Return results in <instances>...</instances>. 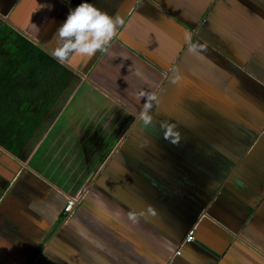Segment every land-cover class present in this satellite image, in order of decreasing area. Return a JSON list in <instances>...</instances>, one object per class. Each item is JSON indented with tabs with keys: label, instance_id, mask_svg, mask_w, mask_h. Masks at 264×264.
Returning <instances> with one entry per match:
<instances>
[{
	"label": "crops",
	"instance_id": "0c3cea01",
	"mask_svg": "<svg viewBox=\"0 0 264 264\" xmlns=\"http://www.w3.org/2000/svg\"><path fill=\"white\" fill-rule=\"evenodd\" d=\"M82 2L121 23L61 64L49 41ZM0 85V264H264V0H0ZM141 91L159 100L148 126ZM114 139L138 166L97 158Z\"/></svg>",
	"mask_w": 264,
	"mask_h": 264
},
{
	"label": "clouds",
	"instance_id": "9594fccd",
	"mask_svg": "<svg viewBox=\"0 0 264 264\" xmlns=\"http://www.w3.org/2000/svg\"><path fill=\"white\" fill-rule=\"evenodd\" d=\"M44 7L50 8L49 5H37L36 11ZM120 23L119 16H110L92 3L82 2L74 9H70L66 20L49 41L52 45V55L61 64L71 63L76 58H90L108 45ZM135 74L140 75L139 72ZM176 82L173 80V83ZM136 98L138 101L141 99L145 101L140 112L143 125H151L153 122L151 115L153 105L159 104L157 96L150 92L141 91ZM160 127L164 133L163 139L168 140L173 145L180 143L182 137L175 123L163 121ZM127 215L133 223L137 222V213L129 212ZM8 248L10 249L11 246Z\"/></svg>",
	"mask_w": 264,
	"mask_h": 264
},
{
	"label": "rangeland",
	"instance_id": "374dc122",
	"mask_svg": "<svg viewBox=\"0 0 264 264\" xmlns=\"http://www.w3.org/2000/svg\"><path fill=\"white\" fill-rule=\"evenodd\" d=\"M28 63H30V62H28ZM24 65V62H22L21 61V70L23 69V71L25 70V68H26V70L27 71H29V70H31L30 68H29V66H23ZM33 72L35 71V70H32ZM26 74H28V73H26ZM22 84H24V83H22ZM8 91L9 90V87H7V86H4V85H0V91ZM23 93V94H22ZM22 93H21V97L23 98V95H25L27 92H24V91H22ZM27 98H28V96H26ZM38 101H37V110H38V113H37V116L36 117H39V122L41 121V120H47L48 118H50V117H48L44 112H42V110L44 111L45 110V107H43L42 106V101H40L39 100V96H38V99H37ZM29 100L27 99H22V104L23 103H25L26 102V105H23L22 107H21V114H28L31 110H29V108H28V104H27V102H28ZM75 101V100H74ZM18 102H20V100L18 101ZM67 111V110H66ZM63 112H61V114L58 116V118H57V121L55 122V125H54V127H53V129H52V131H49V132H45V138L41 141V143H40V145H39V147H38V149L34 152V154L32 155V159H31V165L33 166V164L37 161H46L47 163H49L50 162V157L49 156H47L46 155V153H45V147L48 145V139H51V135L54 133V132H56L55 130L56 129H58L59 127H60V125H61V123H62V121L64 120V118H65V114H62ZM6 118H8V119H12L11 118V116H5ZM29 117V116H28ZM27 117V118H28ZM44 123V122H43ZM42 124V123H41ZM41 124H39V128H40V125ZM106 126L107 125H104L103 124V126H102V129H105L106 128ZM113 125H111V127H112ZM122 130V129H121ZM41 131V130H40ZM48 131V130H47ZM44 132V131H43ZM25 132H20V133H18L19 135H21V134H24ZM119 133H121L122 134V132L121 131H119ZM41 134V132H38V133H36V137H38L39 135ZM48 136H47V135ZM120 135V134H119ZM25 139V138H24ZM23 139V140H24ZM116 141H117V139H114V144H111V143H109V145L110 146H114V147H110V148H105V145L103 146H101V148H98L97 149V158L99 157L100 158V160H105V159H108V158H110V157H112V159H110V161H111V165L112 164H119L118 165V170L119 171H126V167L127 168H130V166H138V163L139 162H137V161H135L133 158H129V159H126L127 161H129V163L131 164L130 166L128 165V164H124L123 163V158L125 157V156H130V153L128 154L127 152H125L124 154H122L123 152H122V150H127V149H121V148H118V149H116L115 147H116ZM119 143V142H118ZM119 150H121V152L119 151ZM129 150V149H128ZM127 150V151H128ZM99 151V152H98ZM117 151H119V153H117ZM118 154V155H117ZM125 154H128V155H125ZM114 157V158H113ZM97 158H92V160H94L96 163H94V165L95 166H99V161H97ZM77 159V158H76ZM78 160V159H77ZM62 161H67V159H65V157L63 158V160ZM91 161V160H90ZM101 162V161H100ZM68 166H69V168L73 171L74 170V168L76 169H78L79 167H77V164L76 163H73V161H71L69 164H67ZM94 165L93 164H86V166H85V169L87 168L88 170H90V169H92L93 167H94ZM54 166V165H53ZM79 166V165H78ZM81 166V165H80ZM78 170H81V169H78ZM87 170V171H88ZM87 171L85 172V177H84V179L87 177ZM73 172H71L70 171V176L71 177H74V175L76 174H72ZM65 176V175H64ZM78 176V174H76V176L74 177V178H76ZM73 178V179H74ZM72 179V180H73ZM61 180V179H60ZM72 180H69V183L70 182H72ZM76 182V181H75ZM83 182H85V181H83V180H79V182L77 183V184H80V185H82L83 184ZM66 183H68V181L66 180ZM80 188V186L79 187H75L74 188V191L75 192H77L78 191V189ZM77 190V191H76ZM74 192V193H75Z\"/></svg>",
	"mask_w": 264,
	"mask_h": 264
},
{
	"label": "built area",
	"instance_id": "2783aa9c",
	"mask_svg": "<svg viewBox=\"0 0 264 264\" xmlns=\"http://www.w3.org/2000/svg\"><path fill=\"white\" fill-rule=\"evenodd\" d=\"M78 197H68L66 198L65 200V203L62 207V215H63V218H67L70 213L72 212V209H73V206L74 204L76 203ZM193 231H194V228L193 227H189L184 235V239L183 241L185 242H190L193 240ZM178 254V251H174L173 252V255H176Z\"/></svg>",
	"mask_w": 264,
	"mask_h": 264
},
{
	"label": "water",
	"instance_id": "95a60500",
	"mask_svg": "<svg viewBox=\"0 0 264 264\" xmlns=\"http://www.w3.org/2000/svg\"><path fill=\"white\" fill-rule=\"evenodd\" d=\"M122 149V147H120ZM121 151V150H120Z\"/></svg>",
	"mask_w": 264,
	"mask_h": 264
}]
</instances>
